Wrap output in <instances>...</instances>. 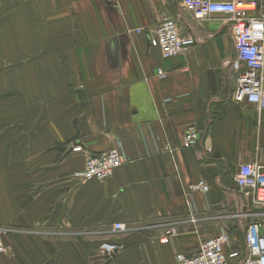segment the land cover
Returning a JSON list of instances; mask_svg holds the SVG:
<instances>
[{"label":"crops","instance_id":"1","mask_svg":"<svg viewBox=\"0 0 264 264\" xmlns=\"http://www.w3.org/2000/svg\"><path fill=\"white\" fill-rule=\"evenodd\" d=\"M165 16L199 43L162 57L148 35ZM223 17L197 21L182 0H0L3 264H176L224 228L243 250L234 174L264 164V110L230 99ZM111 147L125 160L110 177L78 179ZM199 179L210 192L187 196ZM103 241L122 247L105 260Z\"/></svg>","mask_w":264,"mask_h":264},{"label":"built area","instance_id":"2","mask_svg":"<svg viewBox=\"0 0 264 264\" xmlns=\"http://www.w3.org/2000/svg\"><path fill=\"white\" fill-rule=\"evenodd\" d=\"M182 7L197 21L206 20L210 14L225 15L222 20L229 27L234 51L233 57L228 60L235 74L230 99L236 104H253L258 110H264V0H182ZM148 42L160 50L162 57L169 58L188 51L199 40L194 33L181 30L176 19L165 16L148 35ZM198 140L197 130L189 126L183 136V147H193ZM79 149V146L73 147L74 151ZM124 160L117 147H111L101 154H89L76 176L85 181L104 180ZM234 180L251 207L245 214L250 217V221L243 227V250L235 242L232 244L229 232L224 228L218 234L201 241L195 251L177 252L176 264H264V164L241 163L234 174ZM187 189V196L210 192V186L204 179L189 183ZM238 213L236 216L244 214ZM112 229L125 230L126 225L122 222L113 223ZM177 233L176 227L170 224L160 238L165 241ZM227 245L231 246L230 251H227ZM100 247L107 260L122 245L103 241ZM5 250L0 230V264H3L2 255Z\"/></svg>","mask_w":264,"mask_h":264},{"label":"rangeland","instance_id":"3","mask_svg":"<svg viewBox=\"0 0 264 264\" xmlns=\"http://www.w3.org/2000/svg\"><path fill=\"white\" fill-rule=\"evenodd\" d=\"M83 168V167H82Z\"/></svg>","mask_w":264,"mask_h":264}]
</instances>
